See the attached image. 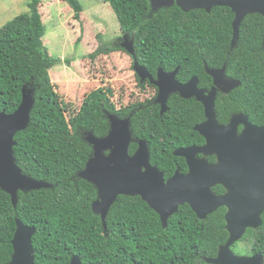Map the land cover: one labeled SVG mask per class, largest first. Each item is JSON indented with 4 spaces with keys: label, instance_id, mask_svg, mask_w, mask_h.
Segmentation results:
<instances>
[{
    "label": "trees",
    "instance_id": "obj_1",
    "mask_svg": "<svg viewBox=\"0 0 264 264\" xmlns=\"http://www.w3.org/2000/svg\"><path fill=\"white\" fill-rule=\"evenodd\" d=\"M63 1L80 19V0ZM102 1L109 3L124 34L133 39L139 63L154 76L159 68L171 71L180 66V81L197 76L200 87L210 88L213 78L206 64L211 68L226 64V75L240 80L241 85L229 93H218L219 122L228 124L233 114L243 112L253 122L264 123L262 14L255 12L244 18L239 40L232 47L235 13L229 6H214L208 12L203 8L184 11L177 4L153 9L150 0ZM41 2L30 0L28 12L0 28V111L18 108L23 87L34 90L31 121L16 134L14 152L25 174L52 186L20 190L16 207L10 194L0 188V264L11 260L16 217L37 229L32 237L37 264H71L73 255H79L83 263L214 264L207 259L216 257L229 238L224 207L202 219L185 203L169 217L168 226H163L160 215L141 196L119 195L105 229L101 216L92 209L97 188L79 176L93 152L87 133L106 135L109 113L131 117L135 139L129 148L131 154L138 148L137 141L144 138L151 162L164 171L166 179L178 168L187 172L186 159L173 151L205 142L195 130L205 120L203 104L195 97L186 99L173 93L168 110L161 114L155 101L157 87L149 79L142 82L135 71L130 93V87L118 94L114 87L101 85L88 92L79 107L73 106L52 80L50 70L62 63V57L51 54L45 43ZM121 40L101 42L89 56L95 59L124 51L134 68L135 57ZM141 94L145 98L141 99ZM208 158L215 160V156ZM214 190L221 192L223 187L218 184ZM247 233L252 242L249 253L264 255V215L262 225Z\"/></svg>",
    "mask_w": 264,
    "mask_h": 264
},
{
    "label": "water",
    "instance_id": "obj_2",
    "mask_svg": "<svg viewBox=\"0 0 264 264\" xmlns=\"http://www.w3.org/2000/svg\"><path fill=\"white\" fill-rule=\"evenodd\" d=\"M153 9L177 4L182 10L203 8L210 12L214 6H229L235 13L233 20L234 47L240 36V26L248 14L260 13L264 17V0H150ZM122 46L134 55V69L141 81L150 79L158 87L156 103L161 114L168 110V100L173 93L189 99L195 97L204 106L205 120L195 126L204 138L203 145L176 148L173 154L182 156L188 164V171L178 168L173 176L166 179L164 171L151 162L150 147L146 139L137 141L138 148L131 154L133 138L131 117H119L109 113L110 129L104 136L87 133L86 141L93 152L79 176L94 184L98 191L92 209L102 218L105 229L106 218L111 206L119 195H139L159 215L163 226L176 213L180 205L188 203L199 218L220 206H226V229L228 240L219 248L218 254L207 261L214 264H264V255H240L232 246L240 241L249 228L262 225L264 213V125L252 123L242 112L232 115L228 124L220 123L216 112L219 92L229 93L241 85L238 79L226 75V64L211 68L206 64L207 73L213 78L210 89L199 86V77L193 76L187 82H180L177 75L180 66L167 71L159 68L157 77L139 63L133 39L125 33ZM22 101L13 112L0 111V188L10 194L16 207L19 191L51 187V183L38 180L23 172L19 166L14 147L16 134L28 127L35 104L34 90L23 87ZM240 125L243 129L239 131ZM198 154H203L199 157ZM215 155L216 161L207 160ZM222 184L224 194H217L213 187ZM37 229L16 217V230L12 239L13 253L7 264H37L32 237ZM71 264L83 263L79 255H73Z\"/></svg>",
    "mask_w": 264,
    "mask_h": 264
},
{
    "label": "rangeland",
    "instance_id": "obj_3",
    "mask_svg": "<svg viewBox=\"0 0 264 264\" xmlns=\"http://www.w3.org/2000/svg\"><path fill=\"white\" fill-rule=\"evenodd\" d=\"M29 2L0 0V28L28 12ZM80 2L83 5L80 19L74 17V10L63 0H42L40 4L46 26L45 43L51 54L62 57V63L50 70L52 80L63 99L75 107H79L85 95L98 86L108 84L118 94L130 87V93L135 82L132 58L126 52H113L95 59L89 56L101 42L125 41L118 17L109 3L102 0ZM140 98H145L144 94ZM245 235L232 247L240 255L250 254L251 236Z\"/></svg>",
    "mask_w": 264,
    "mask_h": 264
},
{
    "label": "flooded vegetation",
    "instance_id": "obj_4",
    "mask_svg": "<svg viewBox=\"0 0 264 264\" xmlns=\"http://www.w3.org/2000/svg\"><path fill=\"white\" fill-rule=\"evenodd\" d=\"M124 33V32H123ZM124 35V34H123ZM130 38V37H129ZM153 75V74H152ZM153 77H157V74H156V76H154L153 75ZM149 79V78H148ZM146 80V79H145ZM144 80V81H145ZM150 80V79H149ZM179 80V79H178ZM180 81V80H179ZM143 82V81H142ZM151 82V81H150ZM180 82H182V81H180ZM187 82V81H186ZM152 83V82H151ZM184 83V82H183ZM153 84V83H152ZM155 85V84H154ZM212 85H213V83H212ZM212 85H211V87H212ZM156 86V85H155ZM200 86V85H199ZM157 87V86H156ZM210 87V88H211ZM202 88H205V87H202ZM210 88H207V89H210ZM157 90H158V87H157ZM239 113V112H238ZM243 113V112H242ZM248 116V115H247ZM249 117V116H248ZM249 120L252 122V123H254V124H256V125H259V126H263L264 125V123H255V122H253L250 118H249ZM243 129V125H240V127H239V131H241ZM204 137V136H203ZM206 143V139H205V142L204 143H202V144H198V145H203V144H205ZM193 145H197V144H193ZM198 156L199 157H202L203 156V154H198ZM209 156H215V155H208L206 158H207V160L209 161V162H211V163H213V162H215L216 161V159H217V157L215 156V160L214 161H210L209 160ZM218 185V184H217ZM219 185H221L222 187H223V191H221V192H216L215 190H214V187L216 186H214L213 187V190L215 191V193H217V194H224L227 190H226V188H225V186L224 185H222V184H219ZM220 207H224L225 208V214H226V212H227V208H226V206H220ZM219 208V207H218ZM217 208V209H218ZM216 209V210H217ZM263 215H264V213L262 214V219H263ZM249 229H251V228H249ZM248 231V230H247ZM247 233V232H246ZM257 253H259V252H257ZM252 254H254V253H250L249 255H252ZM102 263V262H101Z\"/></svg>",
    "mask_w": 264,
    "mask_h": 264
}]
</instances>
